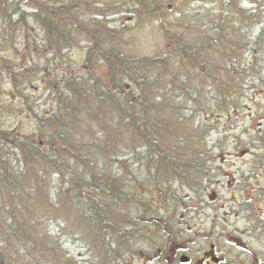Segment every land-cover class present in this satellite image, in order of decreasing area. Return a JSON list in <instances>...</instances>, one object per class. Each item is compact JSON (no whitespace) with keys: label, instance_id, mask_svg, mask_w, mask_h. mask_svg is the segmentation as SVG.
<instances>
[{"label":"trees","instance_id":"obj_1","mask_svg":"<svg viewBox=\"0 0 264 264\" xmlns=\"http://www.w3.org/2000/svg\"><path fill=\"white\" fill-rule=\"evenodd\" d=\"M8 2L0 42L7 20L20 31L36 27L42 49L36 58L31 51L5 56L11 70L0 71V97L12 101L5 85L21 91L46 81L53 103L27 128L14 116L27 109L0 111L15 119L0 124V264L123 261L133 254L136 222L155 214L145 202L138 207L136 171L149 175L150 202L178 200V182L202 186L209 164L219 162L208 144L220 133L217 119L236 116L248 91L264 85V0H181L189 9L164 26L159 20V49L148 55L137 53L121 28L99 20L104 5ZM171 2L128 5L161 18ZM73 32L87 40L84 62L64 66ZM257 134L251 141L264 152V132Z\"/></svg>","mask_w":264,"mask_h":264},{"label":"rangeland","instance_id":"obj_2","mask_svg":"<svg viewBox=\"0 0 264 264\" xmlns=\"http://www.w3.org/2000/svg\"><path fill=\"white\" fill-rule=\"evenodd\" d=\"M180 1L173 0L170 3L172 11L158 18L151 8L139 10L137 6L128 5L129 0H87L89 4L96 2L98 6L104 5L99 20L107 22L110 28H121L124 40L133 39L135 51L144 55L159 49V20L163 21L160 25L164 26V23L179 16L180 11L189 9L187 3L181 6ZM10 9L8 6V10ZM3 27L6 31L0 42V71L9 74L11 68L8 64L11 58L5 59V56L24 58V54L28 55L31 51L36 58L37 49H42L39 41L41 34L36 27L27 29L28 32L20 31L18 24L11 26L7 20ZM34 37L36 43L31 41L29 45L28 40ZM73 37V46L65 50L64 66L69 62L80 63L85 58V36L81 32H73ZM27 44L28 48H25L24 45ZM16 52L18 56L14 54ZM21 62L25 64L24 61ZM37 79L38 77L33 78ZM45 83L46 81L36 83L34 88L28 90L27 87L21 88V91L29 95L27 100L19 95L21 91H6L5 85L3 94L9 95L12 101L5 98L2 100L0 97V111H6L10 105L27 109V114L20 112L14 116L16 120H22L26 128L31 127L34 113L39 114L53 103L51 93L44 88ZM2 90L1 88L0 93ZM3 107L6 110L1 109ZM15 119L5 112L0 113V124ZM217 120L220 133L218 136H211L209 146L219 162L212 161L214 164H209L207 179L202 186L198 184L189 188L178 182L174 185L178 200L175 198L150 202L146 198L145 186L149 175L136 171V178L141 182L137 191L141 201L138 207L145 202V211L155 214L147 216V221L136 222L138 238L131 246L133 254L118 262L119 264H154V261L180 264L178 260L183 255L193 260L208 258L240 264H264V152L259 143L251 141L259 135L257 132H264V85L248 91L247 102L236 116ZM261 137L264 138V134ZM253 176L259 179L258 185L254 184ZM135 216L138 217V214ZM154 216L157 218L153 222L148 221L153 220ZM152 223H158L162 229L159 232L153 231ZM164 225L171 230L165 233ZM260 227L263 229H259Z\"/></svg>","mask_w":264,"mask_h":264},{"label":"flooded vegetation","instance_id":"obj_3","mask_svg":"<svg viewBox=\"0 0 264 264\" xmlns=\"http://www.w3.org/2000/svg\"><path fill=\"white\" fill-rule=\"evenodd\" d=\"M125 263V262H124ZM121 263V264H124ZM112 264H119L118 262H114ZM154 264H174V262L171 261H154ZM186 264H240L239 262H234V261H222V260H218V259H198V260H193L190 258V260L188 261V263ZM243 264V263H241ZM245 264V263H244ZM252 264H256V262L252 263Z\"/></svg>","mask_w":264,"mask_h":264},{"label":"bare ground","instance_id":"obj_4","mask_svg":"<svg viewBox=\"0 0 264 264\" xmlns=\"http://www.w3.org/2000/svg\"><path fill=\"white\" fill-rule=\"evenodd\" d=\"M2 2L0 3V11H1V9H4L5 11H7V9H8V0H1ZM26 7V6H25ZM7 19V15H5V20ZM3 20H4V18H3ZM210 143V142H209ZM208 143V144H209Z\"/></svg>","mask_w":264,"mask_h":264},{"label":"water","instance_id":"obj_5","mask_svg":"<svg viewBox=\"0 0 264 264\" xmlns=\"http://www.w3.org/2000/svg\"><path fill=\"white\" fill-rule=\"evenodd\" d=\"M190 259H189V257H187V256H185V255H183V256H181L180 258H179V262L180 263H188V261H189Z\"/></svg>","mask_w":264,"mask_h":264}]
</instances>
